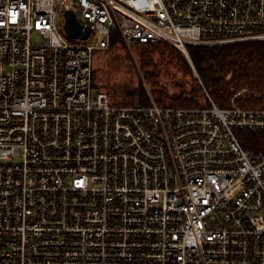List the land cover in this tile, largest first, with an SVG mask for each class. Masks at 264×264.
I'll return each instance as SVG.
<instances>
[{
    "label": "built area",
    "instance_id": "1",
    "mask_svg": "<svg viewBox=\"0 0 264 264\" xmlns=\"http://www.w3.org/2000/svg\"><path fill=\"white\" fill-rule=\"evenodd\" d=\"M114 31L189 57L264 40V0H0V264H264V107L112 104Z\"/></svg>",
    "mask_w": 264,
    "mask_h": 264
},
{
    "label": "trees",
    "instance_id": "2",
    "mask_svg": "<svg viewBox=\"0 0 264 264\" xmlns=\"http://www.w3.org/2000/svg\"><path fill=\"white\" fill-rule=\"evenodd\" d=\"M132 45V55L159 105L198 106L203 103L206 90L214 102L223 107L234 93L245 88L238 101L246 106L264 107V40L190 46V62L179 49L166 42H133ZM123 49L126 50L125 43L120 33L114 31L106 50L116 52ZM110 59L108 63L114 66L112 57ZM192 66L197 77L193 75ZM102 70L94 67V84L97 88L103 87L112 104H150L148 91L139 81L131 91H124L120 84H111L107 79L98 86L95 81ZM107 73L111 74V69ZM168 76L179 81L177 85L183 89L167 93L161 81ZM187 84L190 87L186 90ZM241 140L245 148L264 151V130L241 131Z\"/></svg>",
    "mask_w": 264,
    "mask_h": 264
},
{
    "label": "rangeland",
    "instance_id": "3",
    "mask_svg": "<svg viewBox=\"0 0 264 264\" xmlns=\"http://www.w3.org/2000/svg\"><path fill=\"white\" fill-rule=\"evenodd\" d=\"M90 40L91 38L88 39V41ZM74 41H81V40L74 39ZM123 41L125 43L126 50L123 49V50H118L116 52H113V51H107L106 48H99L94 51L93 66L95 67V69L96 68L103 69L102 71L99 72L100 74L98 75V78L95 81L96 84L99 86L100 84H102V80L107 79V82L111 84H114V83L120 84L122 86V90L131 91L132 89L136 87V82L139 81L146 87V90L148 91V94L150 97L149 100H151L152 98L154 101L155 99L151 95V92L148 89V86L143 77V74L140 68L138 67L136 60L134 59V56L132 55L133 42H127L124 39ZM110 57H112L113 59V63L115 64L114 66H111L108 63V61L111 60ZM186 58L190 62V56ZM109 69H111V74L107 73ZM192 72H193L194 77L198 76L193 66H192ZM132 81L135 83H133ZM161 82L162 84L165 85L167 93L169 94L183 89L181 86L177 85L179 81H176L173 76H168L162 79ZM189 87H190V84L185 85L186 90ZM99 88L103 89L102 86ZM240 95H242V93Z\"/></svg>",
    "mask_w": 264,
    "mask_h": 264
},
{
    "label": "water",
    "instance_id": "4",
    "mask_svg": "<svg viewBox=\"0 0 264 264\" xmlns=\"http://www.w3.org/2000/svg\"><path fill=\"white\" fill-rule=\"evenodd\" d=\"M64 29L67 34L71 37L86 38L89 35V28H82V25L77 21L76 16L73 11L68 10L65 13V23Z\"/></svg>",
    "mask_w": 264,
    "mask_h": 264
}]
</instances>
